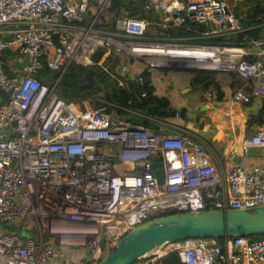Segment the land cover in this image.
I'll use <instances>...</instances> for the list:
<instances>
[{
	"label": "built area",
	"instance_id": "2783aa9c",
	"mask_svg": "<svg viewBox=\"0 0 264 264\" xmlns=\"http://www.w3.org/2000/svg\"><path fill=\"white\" fill-rule=\"evenodd\" d=\"M113 1L0 0V264H66L65 249L80 248L85 257L77 264H101L130 231L157 218L264 207V164L245 168L234 156L222 162L207 143L155 132L143 121H163L131 108L133 99L120 105L102 101L101 92L81 102L59 94L70 66L91 67L103 50L104 61L124 55L142 62L139 85L145 74L181 64L257 80L253 94L238 89L233 95L234 104L247 106L264 99V37L244 46L230 41L247 28L227 0H143L154 21L114 18ZM179 28L186 34L168 33ZM28 55L33 59L22 76L5 72ZM43 58L49 78L40 74ZM101 61L119 87H129ZM119 112L143 121L116 119ZM263 149L264 126L254 127L240 151L248 157ZM24 228L34 236L25 237ZM171 254L179 264H261L264 238L170 242L135 264H164Z\"/></svg>",
	"mask_w": 264,
	"mask_h": 264
},
{
	"label": "crops",
	"instance_id": "0c3cea01",
	"mask_svg": "<svg viewBox=\"0 0 264 264\" xmlns=\"http://www.w3.org/2000/svg\"><path fill=\"white\" fill-rule=\"evenodd\" d=\"M227 1L240 19L246 16L249 7L244 0ZM103 63L126 82H134L144 69L142 62L124 55H112ZM195 73L196 70L190 66L181 64L174 68L154 70L150 74L152 95L168 100L172 110L180 112V115L181 112L185 114V117L162 120L163 126L184 132L185 136L193 137L191 141L196 144L200 141L207 143L222 162L234 156L233 162L245 168L264 164V149L258 155L250 154L248 157H244L240 151L241 142L253 134L254 127H260L256 124L250 127L249 117L246 116L247 108L253 105L256 97L252 105L243 106L233 102V95L238 89L253 94L257 80L248 81L232 74L211 72L200 83H194ZM227 111L231 112L230 117H226ZM150 128L155 132L168 133L156 124ZM237 160L240 163H236Z\"/></svg>",
	"mask_w": 264,
	"mask_h": 264
},
{
	"label": "water",
	"instance_id": "95a60500",
	"mask_svg": "<svg viewBox=\"0 0 264 264\" xmlns=\"http://www.w3.org/2000/svg\"><path fill=\"white\" fill-rule=\"evenodd\" d=\"M32 56H26L23 61L13 62L16 70L14 75L22 76V71L28 68L32 62ZM83 86L84 91L103 92L104 87L98 81V72L89 69ZM3 99L9 94L1 92ZM264 107V99L260 96L254 99L252 106L246 110L247 117H257ZM143 114L144 111L140 110ZM122 121L142 122L137 116L115 115ZM159 128L173 135L184 137L183 132L159 125ZM186 147L193 146L186 142ZM259 154V150H253L251 155ZM240 163L239 160L235 161ZM264 236V207L247 210L207 211L199 214L182 213L168 215L146 222L124 236L116 247L108 252L101 264H135L140 258L170 243L197 238H233V237H261ZM164 264H179L177 254H171L164 259ZM215 264H222L217 261Z\"/></svg>",
	"mask_w": 264,
	"mask_h": 264
},
{
	"label": "trees",
	"instance_id": "16d2710c",
	"mask_svg": "<svg viewBox=\"0 0 264 264\" xmlns=\"http://www.w3.org/2000/svg\"><path fill=\"white\" fill-rule=\"evenodd\" d=\"M247 4L248 10L245 17L241 19V23L247 28L243 33L237 34L231 37L232 42L244 46L247 41L262 38L264 33V0H244ZM144 1L143 0H114L109 9L110 14H114V18L121 16L122 14H127L130 17H136L141 19H147L150 21L156 20V18L148 13H145L143 10ZM155 35H163V31L154 28ZM170 33L173 36H181L185 33V29L179 28L170 30ZM186 34V33H185ZM105 51L101 50L96 53L92 60L95 65L91 67H83L72 65L64 74L61 79V88L59 89V94L66 101L75 100L81 102L85 99V95H96L98 92L93 91H84L82 88L86 83L85 77L89 69H95L98 72V81L104 87V91L101 99L104 102L109 104H120L127 105L128 101L133 99L134 104L131 105V108L137 110H142L147 116L158 118L161 120H167L171 117L176 116V111L170 108L168 100L156 98L152 95V87L149 81V76L145 74L147 82L144 85H139L135 82H131L128 88H122L118 86V83L113 81L109 73L105 72L104 69L98 65V63L103 59ZM6 60V59H5ZM7 61V60H6ZM44 64L43 69L40 74L44 77L52 76V71L47 67L45 58L42 59ZM109 71L113 73L112 69L109 68ZM5 72L14 76V73L10 71L9 67L5 68ZM211 72L207 71H196L194 83H200L202 78L206 77L207 74ZM143 92H147V97L142 98L141 95ZM106 104L102 102H96L95 106L104 107ZM252 105V103L250 104ZM109 112L113 110L111 106L107 108ZM120 115L123 113L119 112ZM181 116L185 117L184 112H181ZM143 124L146 126H152L153 123L149 121H143ZM254 124L262 127L264 126V107L262 112L257 117H249L250 127ZM154 164V173L157 176H160L161 170H159L160 160L156 159L153 161ZM254 238H264L254 237ZM219 243H222L223 239H217Z\"/></svg>",
	"mask_w": 264,
	"mask_h": 264
},
{
	"label": "rangeland",
	"instance_id": "374dc122",
	"mask_svg": "<svg viewBox=\"0 0 264 264\" xmlns=\"http://www.w3.org/2000/svg\"><path fill=\"white\" fill-rule=\"evenodd\" d=\"M3 59L4 60L6 59L7 61L6 60L5 61L7 63H10L13 60V56H12L11 53L7 52V53H4ZM103 62H104V59H102L101 63H103ZM10 71H11V69H10ZM260 151H263V150H260ZM8 230L10 232H15V231L18 232V229L16 227L8 228ZM34 234L35 233H34V231L32 229L24 228L23 235L25 237H31V236H34ZM84 257H85V252H84V250L82 248L76 249V250H73V251L65 249L64 256L62 257V259L66 261V264H77ZM51 264H60V261L57 260V261H55V262H53Z\"/></svg>",
	"mask_w": 264,
	"mask_h": 264
}]
</instances>
